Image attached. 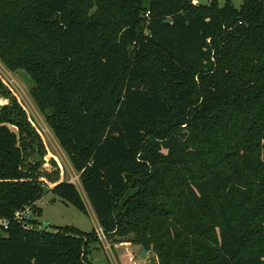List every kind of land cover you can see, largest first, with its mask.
<instances>
[{"label":"trees","instance_id":"1","mask_svg":"<svg viewBox=\"0 0 264 264\" xmlns=\"http://www.w3.org/2000/svg\"><path fill=\"white\" fill-rule=\"evenodd\" d=\"M0 59L31 77L109 241L264 264V0H0ZM0 99V264H93L97 229L38 220L47 191L88 207L1 75Z\"/></svg>","mask_w":264,"mask_h":264},{"label":"rangeland","instance_id":"2","mask_svg":"<svg viewBox=\"0 0 264 264\" xmlns=\"http://www.w3.org/2000/svg\"><path fill=\"white\" fill-rule=\"evenodd\" d=\"M200 2H207L208 0H199ZM223 4L225 0H220ZM237 7H240L243 0H232ZM0 75L11 88L13 94L17 96L19 101L27 110L31 120L43 137L48 155L46 156L47 163L45 165L48 171H56V168L50 159H55L61 170V178L74 182L79 187L84 200L88 207V213L79 210L72 203H68L55 195L51 191L37 202V206L42 208V214L39 216V221L45 225L50 223L54 230L55 226L73 225L84 231H92L99 229L95 212L87 198L83 187L79 180V173L75 170L70 162L67 154L59 144L55 134L49 127L45 116L40 111L38 104L31 94L33 81L29 74L24 70L11 71L0 59ZM7 100L0 99V104L6 103ZM52 187L54 184L49 183ZM142 246L129 241L115 242L109 241L107 238L101 239V243L92 244L89 257L93 264H156L157 258L155 253L149 251L147 258H142L140 251Z\"/></svg>","mask_w":264,"mask_h":264},{"label":"built area","instance_id":"3","mask_svg":"<svg viewBox=\"0 0 264 264\" xmlns=\"http://www.w3.org/2000/svg\"><path fill=\"white\" fill-rule=\"evenodd\" d=\"M150 14H151V12L150 11H147L146 16L149 17ZM36 216H37V214L35 212H33L32 208L27 206L23 210H18L15 213L14 218L16 220H19V221H26V220H28L30 218H34ZM0 225H2L4 227V229H7L8 226H9V220L6 219V218H0ZM44 226H46V225H44ZM97 231H98V235H99L100 239L107 238L106 235H105V233H104V231H103V229L101 227L99 229H97Z\"/></svg>","mask_w":264,"mask_h":264},{"label":"water","instance_id":"4","mask_svg":"<svg viewBox=\"0 0 264 264\" xmlns=\"http://www.w3.org/2000/svg\"><path fill=\"white\" fill-rule=\"evenodd\" d=\"M169 19H166V22H168ZM46 226H48V223L45 224ZM149 251L147 250V248L145 246L142 247L141 250V257L142 258H147Z\"/></svg>","mask_w":264,"mask_h":264},{"label":"crops","instance_id":"5","mask_svg":"<svg viewBox=\"0 0 264 264\" xmlns=\"http://www.w3.org/2000/svg\"><path fill=\"white\" fill-rule=\"evenodd\" d=\"M142 250V249H141ZM140 254H141V251H140Z\"/></svg>","mask_w":264,"mask_h":264}]
</instances>
